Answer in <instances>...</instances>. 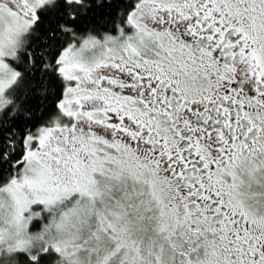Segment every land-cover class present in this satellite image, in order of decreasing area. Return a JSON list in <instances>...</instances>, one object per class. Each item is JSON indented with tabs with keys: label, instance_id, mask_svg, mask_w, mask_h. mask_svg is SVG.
I'll return each mask as SVG.
<instances>
[{
	"label": "snow or ice",
	"instance_id": "snow-or-ice-1",
	"mask_svg": "<svg viewBox=\"0 0 264 264\" xmlns=\"http://www.w3.org/2000/svg\"><path fill=\"white\" fill-rule=\"evenodd\" d=\"M0 264H264V0H0Z\"/></svg>",
	"mask_w": 264,
	"mask_h": 264
},
{
	"label": "trees",
	"instance_id": "trees-1",
	"mask_svg": "<svg viewBox=\"0 0 264 264\" xmlns=\"http://www.w3.org/2000/svg\"><path fill=\"white\" fill-rule=\"evenodd\" d=\"M119 7L120 9H123L124 7H126V0H119ZM97 14L98 15L96 16L93 22L94 23L98 22L100 24H103L105 23V21L110 22L112 20V17L115 15V9L105 6L104 8L97 9ZM108 27H111V23L108 24ZM55 99L56 97L53 95V96H50L47 100H44L43 103H40L39 106L35 109L37 112V115L40 114V108H46L50 105H54ZM30 103L33 105H36L38 104V101L32 100Z\"/></svg>",
	"mask_w": 264,
	"mask_h": 264
}]
</instances>
